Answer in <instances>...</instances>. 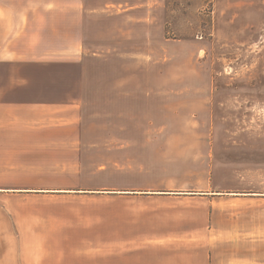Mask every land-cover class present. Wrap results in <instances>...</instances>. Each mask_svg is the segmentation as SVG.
I'll use <instances>...</instances> for the list:
<instances>
[{"label": "crops", "instance_id": "0c3cea01", "mask_svg": "<svg viewBox=\"0 0 264 264\" xmlns=\"http://www.w3.org/2000/svg\"><path fill=\"white\" fill-rule=\"evenodd\" d=\"M127 3L0 0V264H264L260 192L243 199L256 200L263 218L241 233L213 204L219 193L90 189L103 144L86 137L79 58L57 52L106 49L91 44L105 19L134 10ZM93 192L136 205L92 213L82 201Z\"/></svg>", "mask_w": 264, "mask_h": 264}, {"label": "rangeland", "instance_id": "374dc122", "mask_svg": "<svg viewBox=\"0 0 264 264\" xmlns=\"http://www.w3.org/2000/svg\"><path fill=\"white\" fill-rule=\"evenodd\" d=\"M126 5L134 10L105 19L91 44L106 49L57 52L79 58L86 137L103 144L90 189L219 193L213 204L233 230L251 232L263 218L256 200L243 198L264 194V0ZM110 195L93 192L82 203L92 213L104 204L110 217L113 206L136 205Z\"/></svg>", "mask_w": 264, "mask_h": 264}]
</instances>
